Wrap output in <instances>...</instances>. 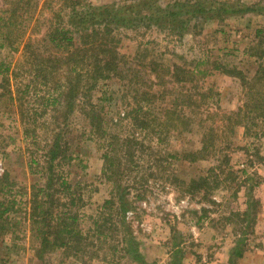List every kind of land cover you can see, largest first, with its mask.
Returning <instances> with one entry per match:
<instances>
[{"label":"rangeland","instance_id":"obj_1","mask_svg":"<svg viewBox=\"0 0 264 264\" xmlns=\"http://www.w3.org/2000/svg\"><path fill=\"white\" fill-rule=\"evenodd\" d=\"M38 1L40 10L45 0ZM89 1L94 6L113 5L116 8L135 5L134 10L125 15L127 23L119 26L115 37L119 51L136 66L154 62L159 65L155 74H166L173 66L194 69L197 65L198 71H206L203 78L198 75L197 85L187 83L181 86L170 82L169 75H163L162 82L167 81L166 89L171 92L165 101L158 99L151 106L156 112L160 106H171L179 95L181 97L190 91L194 94L193 101L188 103L180 99L190 104L189 107H178L184 110L189 125L177 138L158 142L156 135L140 131L133 120L127 118L136 102L124 83L108 80L98 86L93 101L104 107L107 137L104 144H99V139H89V127L82 114L76 111L68 133V138L73 139V159L61 166L62 175L72 185L81 186L84 205L80 213L85 217L96 216L114 188L102 173L105 165L103 153L110 148L111 136L117 135L121 139L136 137L143 144L132 156H125L123 165L127 169L121 179V184L129 192L126 199L130 209L126 221L131 223L143 259L124 254L122 243H119L117 251L107 248L118 243L122 235L120 231L119 237L106 238L108 245L100 247V250L99 247L87 246L77 256L59 250L47 253L43 260L34 255L30 224L26 219V201L32 186L41 180L38 170L43 160L42 148L50 134L48 129L42 128L36 141L31 135L26 136L16 114L17 109L0 104V174L7 172L11 183H15L5 197L16 200L14 208L6 215L8 218L0 222V264H173L177 260L180 264H259V255L254 254L250 258L248 255L264 242V116L256 118L252 112L245 128L221 124L215 136L218 150L215 148L213 153L205 156L201 154L202 157L198 155L194 161H190L192 157L187 154L202 147L205 126L211 124L204 122L208 112L237 113L247 102L255 106L251 98L257 91L264 99V85L257 84L254 78L256 71L264 66V11L223 14L221 19L211 12L201 21L200 18L194 19L193 13L182 10L176 19L167 17L158 21L157 16L150 15L151 12L156 6L166 7L175 0H146L150 3L148 6H138L139 0ZM216 1L218 4L227 1L230 6L238 8L257 0ZM260 6L264 7V0H260ZM43 13L49 12L45 8ZM164 25L176 30L171 31ZM182 26L185 29L181 30ZM257 30L261 31L259 36L256 35ZM7 55L6 51L2 52V57L10 58ZM12 60L15 64L19 54H15ZM224 68L241 71L248 84L243 87L241 79L223 73ZM161 84L154 90L163 91ZM250 86L254 87L251 97L248 95ZM44 91L41 89L39 93L42 95ZM200 93L207 96L205 101L201 100ZM32 101L36 108L40 100ZM29 128L32 129L33 124ZM228 155L230 164L222 167H229L235 173V182L226 169L222 173L216 168ZM214 168L213 174L221 183L207 196L208 199H203L204 191H186L184 183L207 176ZM111 173L112 170L109 171ZM246 178H250L249 182L240 186L239 182ZM248 187L261 201L253 221L252 216L245 219L234 213L242 214L246 209L243 202ZM234 193L237 196H232ZM202 208L207 212L200 219ZM90 223L89 220L85 227ZM237 247L246 249L243 260L233 255ZM95 250H98L100 258L93 256Z\"/></svg>","mask_w":264,"mask_h":264},{"label":"trees","instance_id":"obj_2","mask_svg":"<svg viewBox=\"0 0 264 264\" xmlns=\"http://www.w3.org/2000/svg\"><path fill=\"white\" fill-rule=\"evenodd\" d=\"M149 4V1L139 0L138 6ZM216 4H218L216 0H194V2L175 0L166 7L156 6L150 15L157 16L159 21L167 17L176 19L184 11L193 13L194 19L200 18L203 21L211 12L216 13L221 19L223 14L264 11V7L260 6V0L238 8L230 6L227 1ZM38 8V0L0 2V104H8L17 109L16 114L26 136L31 135L36 141L38 132L42 128L48 129L50 134L46 136L42 148L43 160L38 170L41 180L32 186L29 200L26 201L28 206L26 219L30 224L34 255L44 260L47 253L59 250L67 255L76 256L83 253L87 246L99 247L100 250V247L108 245L106 238H117L121 231L122 235L118 243L107 248L117 251L119 243H122L121 250L124 254H131L134 259L142 260L143 257L138 249L139 243L135 239L131 223L126 221L130 209V203L126 199L129 192L121 184V179L124 178L127 169L123 165L125 156H132L138 147H143V144L136 137L121 139L117 135L111 136L108 144L110 147L108 152H111V155L108 152L103 153L105 165L102 173L113 183L112 195L104 201L96 216L85 217L80 213L84 205L81 186L68 182L61 170L63 164L70 163L73 159L71 151L73 139L68 138L71 119L76 111L80 112L89 127L91 135L89 139H99V144H104L103 140L107 137L104 107L99 102L94 103V92L106 81L118 80L124 83L136 102L135 107L127 113V118H131L140 131H148L156 135L158 142L169 141L180 136L189 125L184 110L178 107L180 105L189 107L190 104L182 101L188 103L193 101L194 94L189 91L181 97L179 95L171 106H160L159 110L154 112L151 108L153 103L158 99L165 101L171 92L166 89L167 81L162 82V76L169 75L170 82L181 86L187 83L197 85L198 75L203 78L206 71H198L197 65L194 69L173 66L166 74H155L159 65L151 62L150 65L136 66L122 54L117 46L115 33L120 25H126L125 15L132 12L135 5L116 8L113 5L94 6L89 0H56L55 2L45 0L40 10ZM45 8L48 14L43 13ZM163 27L168 28L165 25ZM168 29L172 31L175 28ZM182 29L185 28L182 26ZM260 33V30L256 31L257 36ZM4 51L10 58L2 57ZM15 54H19V60L14 64L12 59ZM223 73L239 77L243 87L248 84L247 78L241 71L224 68ZM254 78L257 84L264 85V66L256 71ZM161 83L164 86L163 91L154 90ZM252 88L254 87L250 86L248 89L249 97L252 96L250 93ZM41 89L45 90L42 95L39 93ZM200 96L202 101L207 98L203 93ZM32 99L35 102L40 100L36 103L38 105L36 108L33 107L35 104ZM251 99L255 101V106L247 102L237 113L208 112L204 122L211 124L205 126L202 147L196 152L187 154L192 157L190 161H194L198 155L202 157L213 153L217 148L215 136L221 124L231 125L230 128L236 126L245 128L252 112H255L256 118L264 116V99L261 92L257 91ZM31 124H33L32 129L29 128ZM229 162V155L225 156L223 162L216 168L221 169L222 173L226 169L235 182L237 178L235 173L229 167H222L229 165ZM33 163L39 165V162L33 161ZM216 168L210 170L207 176L184 183L186 191L188 193L204 191L202 197L208 199L207 196H210L217 187L219 188L221 183L213 174ZM110 170H112L111 174H109ZM249 180L250 178H246L240 181L239 185ZM13 183L7 172L0 174L1 223L8 218L6 215L16 204L15 199L8 200L5 197L7 190L15 185ZM252 193L251 188H246V199L243 202L246 209L242 214L234 213L242 215L245 219L252 216L253 221L258 208L260 209L261 201ZM232 196H237V193ZM210 202L217 204L215 200ZM201 211L203 214L200 219L206 215L207 210L202 208ZM89 220L91 225L85 227V223ZM235 250L234 257L241 258L246 249L237 247ZM176 252L182 253L180 250ZM92 253L93 256L100 258L98 250ZM173 264H180V261L177 260Z\"/></svg>","mask_w":264,"mask_h":264},{"label":"crops","instance_id":"obj_3","mask_svg":"<svg viewBox=\"0 0 264 264\" xmlns=\"http://www.w3.org/2000/svg\"><path fill=\"white\" fill-rule=\"evenodd\" d=\"M260 248H262V249H260ZM260 248L256 249L254 252H250L248 255V258L253 257L254 254H257V255H259V259H260L259 264H264V242H263V245L260 246ZM244 254L241 257V260H243ZM250 264H252V263L250 262Z\"/></svg>","mask_w":264,"mask_h":264}]
</instances>
